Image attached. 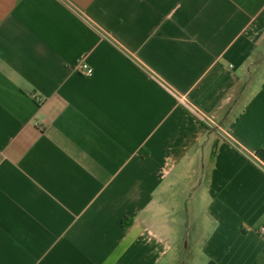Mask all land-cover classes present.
<instances>
[{"label":"crops","instance_id":"obj_1","mask_svg":"<svg viewBox=\"0 0 264 264\" xmlns=\"http://www.w3.org/2000/svg\"><path fill=\"white\" fill-rule=\"evenodd\" d=\"M259 150L264 0H0V264H264Z\"/></svg>","mask_w":264,"mask_h":264},{"label":"built area","instance_id":"obj_2","mask_svg":"<svg viewBox=\"0 0 264 264\" xmlns=\"http://www.w3.org/2000/svg\"><path fill=\"white\" fill-rule=\"evenodd\" d=\"M87 59H83L77 64V69L81 72H87L89 69V64L86 61ZM174 95L177 97L178 101L188 110L190 111L199 121L205 124L209 128L220 129L221 126L217 123V121L209 115L204 109L195 104L193 101L185 97L184 95H180L174 92ZM261 234L264 236V226L261 227Z\"/></svg>","mask_w":264,"mask_h":264},{"label":"rangeland","instance_id":"obj_3","mask_svg":"<svg viewBox=\"0 0 264 264\" xmlns=\"http://www.w3.org/2000/svg\"><path fill=\"white\" fill-rule=\"evenodd\" d=\"M180 256H175L171 258V264H191L192 262V252L191 250L187 251V243L184 242L180 248Z\"/></svg>","mask_w":264,"mask_h":264},{"label":"trees","instance_id":"obj_4","mask_svg":"<svg viewBox=\"0 0 264 264\" xmlns=\"http://www.w3.org/2000/svg\"><path fill=\"white\" fill-rule=\"evenodd\" d=\"M257 155L264 161V150H259Z\"/></svg>","mask_w":264,"mask_h":264}]
</instances>
